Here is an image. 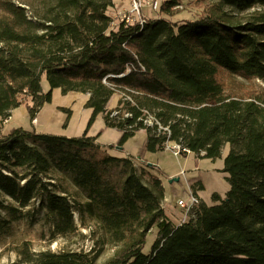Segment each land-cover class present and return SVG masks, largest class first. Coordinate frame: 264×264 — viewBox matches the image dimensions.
I'll use <instances>...</instances> for the list:
<instances>
[{
    "label": "trees",
    "instance_id": "1",
    "mask_svg": "<svg viewBox=\"0 0 264 264\" xmlns=\"http://www.w3.org/2000/svg\"><path fill=\"white\" fill-rule=\"evenodd\" d=\"M199 1L204 15L195 21L114 28L113 0H0V125L22 105L34 121L56 89L89 94L92 111L81 137L0 131V195L18 205L12 211L37 200L53 236L89 228L99 249L35 252L25 244L11 264H98L108 245L116 253L104 264H264V100L225 86L226 73L264 82V0ZM180 5L165 0L161 11L174 16ZM118 91L125 100L115 114L107 107ZM100 115L121 133L114 146L89 136ZM141 130L140 159L173 143L215 161L228 146L225 198L214 194L215 205L201 202L194 218L174 225L162 181L145 183L130 158L103 152ZM153 228L158 239L146 254Z\"/></svg>",
    "mask_w": 264,
    "mask_h": 264
},
{
    "label": "rangeland",
    "instance_id": "2",
    "mask_svg": "<svg viewBox=\"0 0 264 264\" xmlns=\"http://www.w3.org/2000/svg\"><path fill=\"white\" fill-rule=\"evenodd\" d=\"M115 1L116 4L114 3V7L108 11V15L113 19L112 26L114 28H117L119 23L122 22L121 20L124 14H130L131 19H133V24L141 20L140 16H137L136 13H130L133 8L132 0ZM149 1L151 0H146L148 3ZM164 1L165 0H162V2ZM203 15L204 5L199 0H181L178 13L174 16H168L162 13L161 9L160 12H157L151 6L145 7L142 14L143 18L147 21L162 18L176 24L195 21ZM244 15H249V13ZM42 86L44 91L47 92L49 90L45 78L43 79ZM225 86L227 94L234 96L259 95L264 100V82L261 80L248 81L226 73ZM89 97V94L82 93H69L64 95L61 90L56 89L53 91L52 103L46 104L34 121L30 119L28 109L25 105L13 110L11 116L7 120L1 122V134L6 135L13 129L23 128L44 134L81 137L87 128L88 121L92 114L90 109L85 108ZM121 100H125V95L123 92L118 91L108 104L107 110H113L114 113H117L118 111H116V109L120 106ZM101 116L103 117V115H100L90 129L89 136L98 137L99 139L100 127L104 121ZM153 120L152 116L147 119L146 123L148 126L154 124ZM143 132L147 136V133L145 131ZM115 139L116 136L113 133L107 132L101 139V143L105 146V143H109V141H114ZM176 145L177 144L168 143L166 149L160 152L162 153L160 158L162 170L158 169L157 166L139 164L138 159L140 161L142 159H140L138 155L136 157L138 159L131 156L127 158H130L134 162L139 173L143 174V181L145 183H149L152 177H157L162 181L164 189L166 186L167 190H171L176 194L177 198L174 199V207L180 210H177V212L181 213L184 220L183 222H187L188 220L185 214L177 206L176 202L178 198H182L186 193L191 192L200 199L199 195L203 194L204 198L210 199L211 204L215 205L216 202L213 201L212 196L217 194L220 198L224 199L226 193L229 191L230 185L226 181L227 175L222 172L224 168V159L229 151V147L226 146L223 148L221 158L212 161L209 159H198L195 154L190 152L178 154L176 153V149H174ZM104 151H106L107 154H112L113 150L107 151L104 149L103 152ZM180 171H183V173L173 178L165 173ZM176 178L179 179V182H173L171 184L170 180ZM201 186L204 187V190L200 189ZM194 191H196V194ZM212 191L214 192L210 194ZM70 192L73 193L72 188ZM202 200L204 199H200V202L205 203ZM164 204H166L165 200L162 202L163 208ZM12 208H18V205L12 200L0 195V224L2 226L0 230V264H11L16 262L19 258V251L25 244H28L35 252L47 250L52 252L70 250L89 252L99 250L96 238L91 235V231L87 227H79V232L68 237L53 236L52 223L46 216V212L39 209L37 200L32 202V204L25 209L12 211ZM168 218L173 223L170 217ZM75 220L79 223L77 214L75 215ZM157 239L158 231L156 228H153L147 236L144 253H150ZM115 253L116 248L109 245L105 246L100 252L98 264L106 263L113 258Z\"/></svg>",
    "mask_w": 264,
    "mask_h": 264
},
{
    "label": "crops",
    "instance_id": "3",
    "mask_svg": "<svg viewBox=\"0 0 264 264\" xmlns=\"http://www.w3.org/2000/svg\"><path fill=\"white\" fill-rule=\"evenodd\" d=\"M114 3L116 4L115 0H114ZM102 119H103V117H102ZM107 132L113 133L116 136V139L114 141H109V143H105L104 145L105 146L116 145L120 136H121V133L118 132V130H116V129H107L105 124H104V121L100 127V132H99L100 137H99L98 141L101 143V139L103 138L104 134ZM146 139H147L146 134L143 131H141V132L137 133L135 137H133L131 140H129L124 145V147L122 149L113 150L111 155L119 157V158H127L129 156L136 158L140 149L144 146ZM101 144H103V143H101ZM161 154L162 153H157V154L147 153L146 156L144 157V159H142L141 161L138 158H136V159H138V162L141 165H143V164H147L149 166L153 165V166H157L158 169L162 170V165L160 163ZM165 173L168 174L169 177L173 178V177L181 175L183 173V171L170 172V173L165 172ZM165 191H166L165 192V199H164L166 202V204H164L165 213L168 217H170V219L173 221V223L176 226H179V225H181V223H184L183 222L184 220H183L181 213L177 212V210L178 211H180V210L178 208L174 207V199L177 198L176 194H174L171 190L170 191L167 190L166 186H165ZM214 191H212L210 194H212ZM199 197H200V199H204L202 201L207 203V205H209V206L212 205L210 202V199L204 198L203 194H200Z\"/></svg>",
    "mask_w": 264,
    "mask_h": 264
},
{
    "label": "built area",
    "instance_id": "4",
    "mask_svg": "<svg viewBox=\"0 0 264 264\" xmlns=\"http://www.w3.org/2000/svg\"><path fill=\"white\" fill-rule=\"evenodd\" d=\"M132 2H133V8L130 13H136L137 16H140L141 20L137 22L140 25L146 21V19L143 18L142 16L145 7L151 6L155 11L160 12L161 6L163 4L162 0L161 1L160 0L149 1V3L146 2V0H132ZM132 20L133 19H131L130 14H124L123 19L121 21H124L127 24H133ZM175 147L176 148L174 149H176V153L178 154L184 153V152L189 153L187 149H183L179 145L178 146L176 145ZM176 203H177V206L183 211L188 221L194 218L195 213L199 205L201 204L200 199L191 192L186 193L182 198H179Z\"/></svg>",
    "mask_w": 264,
    "mask_h": 264
},
{
    "label": "water",
    "instance_id": "5",
    "mask_svg": "<svg viewBox=\"0 0 264 264\" xmlns=\"http://www.w3.org/2000/svg\"><path fill=\"white\" fill-rule=\"evenodd\" d=\"M173 182H179V179H173V180H170V183L172 184Z\"/></svg>",
    "mask_w": 264,
    "mask_h": 264
},
{
    "label": "bare ground",
    "instance_id": "6",
    "mask_svg": "<svg viewBox=\"0 0 264 264\" xmlns=\"http://www.w3.org/2000/svg\"><path fill=\"white\" fill-rule=\"evenodd\" d=\"M151 1H156V0H151ZM146 22V21H145ZM145 22H143L141 25H143Z\"/></svg>",
    "mask_w": 264,
    "mask_h": 264
}]
</instances>
